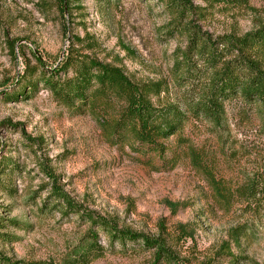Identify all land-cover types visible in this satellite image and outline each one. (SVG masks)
Segmentation results:
<instances>
[{
  "label": "rangeland",
  "instance_id": "obj_1",
  "mask_svg": "<svg viewBox=\"0 0 264 264\" xmlns=\"http://www.w3.org/2000/svg\"><path fill=\"white\" fill-rule=\"evenodd\" d=\"M192 1L204 11L194 24L212 39L264 25V0L239 8ZM66 5L0 0V255L13 264H64L90 231L82 215H92L164 243L173 260L99 230L104 255L91 264H264V199L245 191L264 173V114L232 100L220 126L188 115L183 133L168 142L181 154L171 171L109 145L96 120L73 114L43 84L20 93L38 81H24L27 68L51 76L68 58L86 57L121 69L134 84H161L154 103L187 110L199 93L176 87L174 64L188 38L175 32L159 0ZM55 187L79 214L58 202Z\"/></svg>",
  "mask_w": 264,
  "mask_h": 264
},
{
  "label": "trees",
  "instance_id": "obj_2",
  "mask_svg": "<svg viewBox=\"0 0 264 264\" xmlns=\"http://www.w3.org/2000/svg\"><path fill=\"white\" fill-rule=\"evenodd\" d=\"M159 1L170 13L175 32L188 38V45L178 52L174 64L176 87L199 93L186 104L187 110L176 105L155 104L153 98L159 99L165 92L161 84H134L121 69L86 57L68 58L51 76L45 71L40 72L39 68L28 67L24 81L27 76L37 77L38 81L29 80L20 93L27 96L43 84L73 114L89 115L96 120L109 145L121 150L128 148L139 158L148 159L146 164L157 171H171L178 166L181 154L178 147L173 149L168 142L183 133L188 115L206 118L220 126L226 114L225 105L232 100L257 106L264 114V25L243 37L227 35L212 39L193 22L194 17L203 15L202 7L196 6L192 0ZM200 1L211 7L248 5L247 0ZM61 3L64 7L65 0ZM61 12H64L62 7ZM10 50L13 52V44ZM39 67L43 68L42 65ZM69 73H72L71 77ZM20 86L19 83L18 88ZM12 96L7 93L8 98ZM187 157L195 168H200L201 157L193 147L188 149ZM245 191L249 198L261 195L264 199V173L250 182ZM52 192L59 203L79 214L62 191L55 187ZM81 219L90 224V231L64 264H91L102 258L104 247L98 244L99 230L106 231L114 242L129 241L145 250H155L158 260H173L160 241L130 231H119L104 219L98 220L92 215H82ZM0 264L13 263L0 255Z\"/></svg>",
  "mask_w": 264,
  "mask_h": 264
},
{
  "label": "water",
  "instance_id": "obj_3",
  "mask_svg": "<svg viewBox=\"0 0 264 264\" xmlns=\"http://www.w3.org/2000/svg\"><path fill=\"white\" fill-rule=\"evenodd\" d=\"M65 10H67L66 0H65Z\"/></svg>",
  "mask_w": 264,
  "mask_h": 264
}]
</instances>
